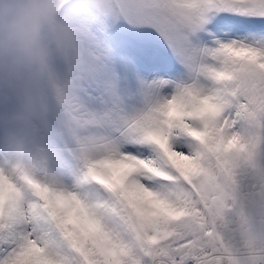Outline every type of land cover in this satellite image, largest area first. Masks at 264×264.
<instances>
[{
  "label": "snow or ice",
  "instance_id": "6c2138e0",
  "mask_svg": "<svg viewBox=\"0 0 264 264\" xmlns=\"http://www.w3.org/2000/svg\"><path fill=\"white\" fill-rule=\"evenodd\" d=\"M57 97L66 162L0 160V264H264V0H106Z\"/></svg>",
  "mask_w": 264,
  "mask_h": 264
},
{
  "label": "rangeland",
  "instance_id": "374dc122",
  "mask_svg": "<svg viewBox=\"0 0 264 264\" xmlns=\"http://www.w3.org/2000/svg\"><path fill=\"white\" fill-rule=\"evenodd\" d=\"M54 1L0 0V3H23L31 13V20L39 23L36 39L41 42V37L45 36V38H51L52 40V43L48 45L46 39H44L43 41L46 45L41 42L38 50H31V48L21 49L15 46L16 42H9L4 39L7 29L4 30L3 34H0V40L3 41L0 44V64H6L9 67V91L15 98L19 108L23 107L20 101L23 98L26 101V109L34 112L38 111L40 114L43 112L44 116L58 103V89L64 86L69 62L76 52L77 41L87 21L85 17L82 18L81 16L73 14V16L67 17L66 20L64 19L60 22L58 28L51 29L49 26L50 8H52ZM95 1L97 8L103 12L106 0ZM11 18V13L6 14L4 17L5 21ZM141 32L143 34L150 33L151 36L156 34L153 29L148 27H142ZM45 54H49L55 58V65L53 67L47 66L44 58ZM124 103L126 105L133 104L135 103V99L129 96L125 98ZM45 133L48 135L46 130ZM0 136L3 138V140L0 139L1 146L2 143H5L10 138L11 133L9 135L8 132H0ZM50 137L47 141H44V144H42L43 147L50 143L57 148L59 144L51 135ZM24 142V145L21 143L23 145V157L21 158L23 159L12 161L21 162V160H24V163L26 162L25 164L36 166L56 165L66 162L60 152L61 146L59 147V151L57 149V157L54 160V164H51L47 161L48 157L44 155L40 159L35 148V142L29 145L28 150L26 148V143L28 142L26 140ZM50 149L43 151L53 153L49 155V159L53 161L51 157L53 155L55 156L56 153L53 147Z\"/></svg>",
  "mask_w": 264,
  "mask_h": 264
},
{
  "label": "clouds",
  "instance_id": "9594fccd",
  "mask_svg": "<svg viewBox=\"0 0 264 264\" xmlns=\"http://www.w3.org/2000/svg\"><path fill=\"white\" fill-rule=\"evenodd\" d=\"M12 14V18L5 21L6 14ZM31 13L23 3L13 4L9 2L0 3V34L6 31V39L16 42V47L27 49L35 42L39 23L31 20ZM0 40V44H2Z\"/></svg>",
  "mask_w": 264,
  "mask_h": 264
},
{
  "label": "bare ground",
  "instance_id": "6f19581e",
  "mask_svg": "<svg viewBox=\"0 0 264 264\" xmlns=\"http://www.w3.org/2000/svg\"><path fill=\"white\" fill-rule=\"evenodd\" d=\"M0 130L5 131V127L0 125ZM23 130H24L23 128H20V129H16L15 131H11L10 138L7 139L5 143H2V145L0 146V160H3V159H9V160L23 159L21 157H23L22 152H23V145L25 143L24 140H26L27 142L29 141V137L26 135V133H24ZM37 143H39V140H37ZM39 144H41V143H39ZM38 147H41V146L39 145ZM53 149L55 150V147H53ZM47 150H51V149L48 148ZM43 153H46V152L43 151Z\"/></svg>",
  "mask_w": 264,
  "mask_h": 264
}]
</instances>
